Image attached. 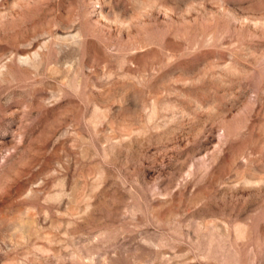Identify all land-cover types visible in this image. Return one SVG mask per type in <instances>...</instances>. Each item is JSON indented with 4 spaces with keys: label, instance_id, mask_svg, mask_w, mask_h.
Returning a JSON list of instances; mask_svg holds the SVG:
<instances>
[{
    "label": "rangeland",
    "instance_id": "374dc122",
    "mask_svg": "<svg viewBox=\"0 0 264 264\" xmlns=\"http://www.w3.org/2000/svg\"><path fill=\"white\" fill-rule=\"evenodd\" d=\"M0 264H264V0H0Z\"/></svg>",
    "mask_w": 264,
    "mask_h": 264
}]
</instances>
